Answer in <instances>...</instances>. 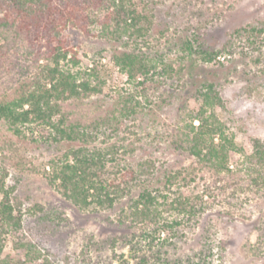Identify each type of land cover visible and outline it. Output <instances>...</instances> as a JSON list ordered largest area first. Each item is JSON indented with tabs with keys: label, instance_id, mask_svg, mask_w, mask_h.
<instances>
[{
	"label": "rangeland",
	"instance_id": "1",
	"mask_svg": "<svg viewBox=\"0 0 264 264\" xmlns=\"http://www.w3.org/2000/svg\"><path fill=\"white\" fill-rule=\"evenodd\" d=\"M133 3L146 16L139 25L148 26L145 37L135 42L106 36L96 24L89 33L72 23L60 27L59 38L69 50L62 63L95 70L99 80L92 81L99 92L62 101L53 119L56 124L63 119L66 129L79 125L90 133L89 147L105 154L106 176L120 178L148 161L159 201H195L212 184L213 174L176 149L172 137L183 110L199 105L196 89L215 84L225 102L218 113L245 152L252 151L251 138H264V33L251 31L264 27V0ZM206 51L218 52L214 61L202 60ZM123 52L144 55L157 72L130 79L115 61ZM123 107L128 116H122ZM55 136L44 123L15 126L0 118V162L6 168L5 185L19 200L25 237L57 264H141L144 251H135L130 242L136 228L119 221L126 198L113 207L81 210L49 184V160L86 144L80 137L71 142ZM204 198L209 207L197 220H183L172 237L177 249L171 245L166 264L197 259L193 255L207 236L213 248L210 264H264V198L240 187L215 200ZM166 215L181 219L176 212ZM7 252L20 254L10 240Z\"/></svg>",
	"mask_w": 264,
	"mask_h": 264
},
{
	"label": "trees",
	"instance_id": "2",
	"mask_svg": "<svg viewBox=\"0 0 264 264\" xmlns=\"http://www.w3.org/2000/svg\"><path fill=\"white\" fill-rule=\"evenodd\" d=\"M142 17L146 16L134 7L133 0H0V118L15 126L44 123L54 130L57 140L74 142L80 137L85 142L89 132L79 129V125L66 129L63 119L56 124L53 117L60 114L62 101L99 92L92 81L99 80V75L95 70L73 69L62 63L69 50L59 38L60 27L72 23L89 33L90 26L96 24L106 36L135 42L148 31V26L139 25ZM251 31L261 36L264 27H253ZM261 42L264 44V40ZM217 53L206 51L202 60L212 62ZM143 56L123 52L115 56V61L130 79L140 74L153 77L157 71ZM70 60L78 63L74 55ZM145 82L143 78L139 83ZM194 97L199 105L183 110L172 142L196 165L213 174L214 181L196 195L195 201L179 197L159 201L151 185L155 173L148 161L139 163L137 171L122 173L120 178L106 176L105 154L91 149L88 141L69 149L62 158L49 160V184L81 210L113 207L126 198L119 221L130 222V227L136 228L130 242L135 251H144L141 264L168 262L171 245L177 249L172 239L177 228L183 220H197L209 207L204 196L215 200L240 187L264 198V138H251L252 151L245 152L218 113L225 102L213 82L196 89ZM121 114L128 116L125 107ZM128 174L129 180L125 179ZM5 176L6 168L0 162V264H57L25 237L19 200L11 197ZM133 186L138 187L136 192ZM172 212L181 214V219L170 220L166 213ZM210 239L205 237L203 247L193 255L197 259L188 258V264H210ZM9 240L13 251L20 254L4 253Z\"/></svg>",
	"mask_w": 264,
	"mask_h": 264
}]
</instances>
